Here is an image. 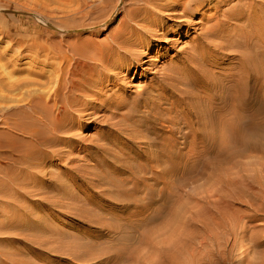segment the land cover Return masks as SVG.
I'll return each instance as SVG.
<instances>
[{
  "label": "bare ground",
  "instance_id": "6f19581e",
  "mask_svg": "<svg viewBox=\"0 0 264 264\" xmlns=\"http://www.w3.org/2000/svg\"><path fill=\"white\" fill-rule=\"evenodd\" d=\"M5 3L45 27L32 26L26 45L0 32L14 71L24 61L27 74L10 73L11 112L0 106V201L8 205L0 228L72 264L107 243L116 263L264 264V236L234 254L246 238L241 218L226 233L206 223L232 187L247 188L254 209H264V166L239 162L242 150L264 148V0ZM199 182L185 207L184 189ZM49 209L95 231L47 232L48 220L31 218ZM192 222L207 232H192ZM0 264L34 263L10 248Z\"/></svg>",
  "mask_w": 264,
  "mask_h": 264
},
{
  "label": "rangeland",
  "instance_id": "374dc122",
  "mask_svg": "<svg viewBox=\"0 0 264 264\" xmlns=\"http://www.w3.org/2000/svg\"><path fill=\"white\" fill-rule=\"evenodd\" d=\"M128 2L124 3V6H127ZM8 4H2L0 5V32H4L10 40L14 41L16 44L26 45V38L27 34H29V29L32 26H36L39 28H44L45 25L43 21L40 18L33 17L30 15L27 11L20 9L13 4H10V7H6ZM123 6L122 4L120 7ZM193 34V33H192ZM191 34V35H192ZM191 35H189L187 38L181 39V43H178V47L175 48V50H185L188 46V43L191 39ZM38 40H43L44 35H37ZM54 42L58 40V38H53ZM5 43L4 40L0 42V98H2L1 95H3L4 102L2 103L0 101V106L5 107V113L11 112V108L13 106V103L8 101L10 98V95H7V89L10 85V73H14V75H11L13 79L20 78V79H26L27 74L25 70L24 61H20L21 65L18 66L19 72L16 73L14 71V68L12 67L14 64H16V60L13 58H9L12 53L11 51H7L4 49ZM168 48V47H166ZM174 53L171 54L173 56ZM153 56V55H152ZM233 59H230V61L227 62V64L232 65ZM163 59L160 60V63L158 66L163 63ZM130 80L136 84L140 85L143 84L142 80L136 78ZM6 89L5 91L2 89ZM23 93V90L21 91ZM97 127V128H96ZM96 127H92L90 131H84L82 133V136L85 138H89L92 134L98 132L99 127L96 125ZM15 136V135H14ZM12 135V137H14ZM246 153H250V155L246 156ZM256 160H259V162L264 166V148L260 145L258 149H255V152H249L242 150V154L239 158V162L241 163H250L253 165L254 169H257L256 166H254V162ZM65 168H60L59 170H56L58 172L57 174H64ZM64 182V180H63ZM65 184H69L66 181ZM204 181H202V184ZM201 182L199 183H190L188 187L184 189L185 194H182L181 197H183L182 202L184 203L185 207L189 208L190 205L193 203L191 200H189L186 196V194L189 196L192 195L194 199H196L199 195L198 191L201 190L200 186ZM180 185L178 184V187ZM200 186V188H199ZM157 188H160L157 187ZM193 190H196L195 193H193ZM93 194H87L90 198ZM78 198H82L80 195H76ZM180 197V198H181ZM240 198V200L237 199ZM223 199V206L219 210V212H216L214 209L210 208L206 217V223L208 224L207 228H212L213 232H222L226 233L227 231L233 230L234 227V219L241 218L243 221V224H246L245 229V241L242 244L243 247L240 248L238 251L236 250L234 254L241 255L243 251L247 250L251 246V238L257 237L261 238L264 236V209L260 211H256L254 207L258 203H252L251 198L249 196V192L247 188L244 187H232L229 188V190L225 189ZM7 205V199H3L0 201V209L6 208ZM35 207V206H32ZM32 209V208H31ZM38 211V210H37ZM255 220H253L254 218ZM1 219V218H0ZM33 219V220H32ZM48 220L46 222V225L44 226V230L47 232H54V233H64L68 235H74L77 236L79 233H88L91 234L93 231H95V228L90 227L89 225L81 222L80 220L74 219L71 216L66 215L65 213L61 212H55L53 209H49L47 211H41L38 212V214H34V217L31 218L32 221L37 220ZM221 223L224 225L222 229H214L217 223L215 220H220ZM1 222V221H0ZM16 225H18L17 222H15ZM190 230L192 232L202 233L207 232L206 229L202 227V225L198 222H192L190 226ZM210 230V229H208ZM20 232L16 231H5L2 228H0V251H9L10 248H14L16 250H19L23 254L26 255V258L33 262L34 264H72L68 260L62 261L59 257L51 256L49 252L45 251L44 247H40L38 250L34 249V246H32V242L29 240H34V237L31 239L30 237H27L26 242L20 241ZM102 235L111 237L109 233H107L105 230L101 231ZM134 236V235H133ZM103 241V240H101ZM199 242V241H198ZM198 242H196L198 244ZM98 244V243H97ZM211 244V243H210ZM209 245V244H208ZM241 245V246H242ZM55 247V245H48V247ZM99 247H95L97 251H92L90 253V260H84L83 262H80L81 264H136L133 261L123 260L119 263H116V260L114 258V254L110 253L109 244H98ZM207 246V243H206ZM212 246V245H211ZM124 252H129L132 250L131 246H126L121 248ZM140 250H142V254L146 255L149 252L148 245H142L140 247ZM34 251V252H32ZM38 256V257H36ZM249 257L255 258L254 255L250 254ZM40 259V261H35L34 259ZM158 264H166L163 261H158ZM247 264V263H244Z\"/></svg>",
  "mask_w": 264,
  "mask_h": 264
}]
</instances>
